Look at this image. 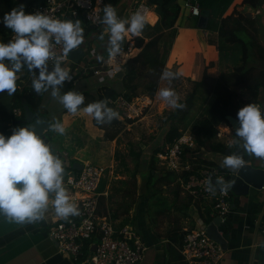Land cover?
<instances>
[{"label": "crops", "instance_id": "0c3cea01", "mask_svg": "<svg viewBox=\"0 0 264 264\" xmlns=\"http://www.w3.org/2000/svg\"><path fill=\"white\" fill-rule=\"evenodd\" d=\"M99 1L103 4V0ZM134 1L136 0H123L118 8L119 13L117 16L121 19L129 18L133 14L130 13V8ZM186 1L180 0L179 2L182 5V13L176 27V37L169 51L170 53L164 71L176 72L178 73V78L174 80L190 82L193 85V82L202 80L206 67L211 63L214 64V67L210 68L208 73L213 78H217L222 72L229 71L228 68L230 65L222 63V61L220 62L217 45L215 44L219 32L208 29L202 30L198 27V22L197 25H194L188 10L184 9ZM215 1H222L224 3L227 0ZM21 4L25 6L24 11L26 14H32L36 0H0V42L8 43L11 35H13L12 30L8 29L3 23L5 13L11 12L13 8ZM154 8L151 6L152 13L150 12L147 15L151 26H155L159 19ZM212 8L215 10L213 12L208 10L210 12L209 20L213 19L219 27L223 25L225 31L233 29L232 27L236 22L237 29L245 28L249 35L258 42V45L264 49V43H262L264 42V0H232L228 3V7L218 14H216L217 4H214ZM245 8H248L246 14L243 13ZM258 17H261L262 31L258 30L255 23ZM181 25L182 27H180ZM81 27L83 28L84 39L80 46L86 49L85 55L77 64L70 61L66 65H62L63 68L69 71L72 77L71 81L66 80L64 82L63 89L66 92L75 91L78 80L85 79L90 74V71L94 74V71L98 69L101 72L100 75L90 76L93 83L99 84L93 90L95 92H91L92 94L103 91L106 87H113L118 92H122L119 85L126 76L127 65L121 69H114V67L104 70L105 68H103L109 57L107 48L110 32L107 26L105 25V30L100 28L89 36H86L87 27L83 23H81ZM100 32L104 36L103 40L99 38L101 36L98 35ZM131 35L130 33L125 34L127 38L134 36ZM139 35L141 36V34ZM139 35H135V37ZM176 50L179 51V54L173 58ZM184 53H187L190 57L188 62L183 57ZM97 56H102L103 60L98 61ZM93 61L101 64L100 67H97L98 65L90 67L89 64ZM5 63L7 64L8 61H5ZM79 64H81L80 69L75 71ZM87 67L90 70L87 75H84ZM122 73H124L123 78L121 77ZM38 74L39 72L36 70V75ZM17 75L16 86L19 87L20 85L21 90L33 88V75L28 71L26 66ZM164 80L160 78L159 88L155 95L157 101L161 100L158 96L160 86ZM49 92L42 94L41 97L40 94L34 96V100H32L34 105H37L36 103H39L41 100L39 105L40 117L45 116L50 122V126L44 131L42 139L46 144L51 146L53 154L62 160L65 170L73 167L74 163L77 166L87 162L91 163V158L96 160L99 165L108 167L109 170L105 177L107 178V182L103 192H99V194L100 197H109L112 194L114 180L130 179V176L122 173V166V169H119L115 157L116 152L120 151L116 147L117 140L109 141L106 139V131L94 125V118L84 111L86 107L79 110L76 115H72L65 109L66 113H63L61 118L58 113L50 112L46 107L51 103L54 105V100H50L46 104L45 99ZM84 92L81 90L80 94L83 95ZM208 99L211 102L213 101V98L210 96ZM259 101L257 105L264 111V92L261 93ZM166 104L167 102H165V107H167ZM14 109H20L22 111L20 117L16 118L14 116ZM166 110L169 111V108L167 107ZM31 111L36 115L33 110ZM40 117L37 116V118ZM24 118V108L14 107L13 95H8L6 91L0 93V134H3L6 138L10 137L13 134V130L16 129L14 122ZM144 119L146 120V118ZM57 121L65 127L66 131L64 135H60L51 130V125ZM122 125L133 126L135 123ZM233 130L231 128L229 129L230 134L228 135V140L227 138L225 139L227 140L225 145L229 147H232L236 141ZM109 142L114 143L111 144V151H108L107 143ZM96 148H98V151L95 154L92 153ZM96 155L102 161L97 159ZM125 155L128 156L127 154ZM200 159H202L200 153L194 154V167L198 165ZM126 162L128 164L127 157ZM245 164L264 170V159L257 158L254 155H247ZM140 166L142 168L144 164L142 165L138 161H135L134 168L131 169L129 166L131 171L138 170V190L136 189V192H134L132 181H129V183L123 186L119 184L117 185V190L118 188L120 190L118 191L119 195L113 197L112 200H104L102 204L106 206V212L111 211L116 216L113 220L116 230H121L126 226H133L138 230L137 232L141 235L147 247L144 264H187L178 247L179 235L182 232L197 227H206L204 220L209 215L211 217L214 216V218L219 216L217 210L214 209L211 202L193 201L192 203L185 190L176 198L174 196L165 198L162 196V191H160L161 198L165 200L166 205H161L156 198L150 199L149 195H144V191L141 188L144 171H140ZM198 166L201 167L203 165ZM226 174L230 176L229 172ZM226 181L230 182V180H227V177ZM65 189L67 190L70 202L75 204L72 192L67 187ZM53 199L54 196L50 197V206L48 212L45 214V219L36 223L19 225L9 223L3 216H0V264H76L70 256L58 251L57 242L50 234L52 226L63 220L56 216L54 208L51 206ZM230 201L231 211L225 216H219L221 218L219 229L228 243V249L224 251V257L220 264H264V188L261 191L252 190L247 197L231 195ZM202 206L204 207L202 208ZM204 208L210 209L213 212L204 213ZM75 216H69L68 218Z\"/></svg>", "mask_w": 264, "mask_h": 264}, {"label": "clouds", "instance_id": "9594fccd", "mask_svg": "<svg viewBox=\"0 0 264 264\" xmlns=\"http://www.w3.org/2000/svg\"><path fill=\"white\" fill-rule=\"evenodd\" d=\"M24 5L5 13L4 25L12 30L14 38L8 43L0 42V93L13 95L16 90L17 73L26 66L32 73V87L37 94L51 90V97L61 104L69 113L76 115L84 103V96L76 91L61 94L64 82L72 77L61 66L67 54L83 43V28L76 20H59L37 13L26 14ZM101 23L110 32L107 51L110 57L122 51L125 34L139 35L146 26V17L140 11L127 19L117 16L116 9L105 5ZM104 39L103 34L99 37ZM55 44H62V54L53 51ZM54 61L49 70V61ZM102 61V56H97ZM5 61H8L6 64ZM36 70L39 74L36 75ZM171 83L178 78V73L164 71L161 76ZM159 96L175 109H183L179 96L171 88L159 91ZM84 111L92 116L98 124L111 123L119 113L107 106L106 101H96L86 106ZM238 127L234 143L249 155L264 159V114L259 106L247 104L237 113ZM51 130L60 135L65 134V127L57 121ZM245 161L239 155L225 157L221 167L238 170ZM70 169L79 171L70 167ZM65 170L62 160L51 151V146L36 133L33 127H22L13 130L10 137L0 134V216L9 223L19 225L31 224L45 219L49 210L50 197L54 196L51 206L57 217L67 219L79 215L78 207L71 203L67 190L63 186ZM66 177V176H65ZM216 183L221 191L231 187L230 182L218 178ZM213 195L216 189L209 180L206 189Z\"/></svg>", "mask_w": 264, "mask_h": 264}, {"label": "trees", "instance_id": "16d2710c", "mask_svg": "<svg viewBox=\"0 0 264 264\" xmlns=\"http://www.w3.org/2000/svg\"><path fill=\"white\" fill-rule=\"evenodd\" d=\"M95 1V0H94ZM141 0H136L132 3L131 12L135 10L136 5ZM226 1V0H225ZM232 0H227L224 4L221 2H217L215 0H200V7L203 10H213V5L217 4L218 8L216 9V14L224 11L228 7V3ZM45 0H36V4H42ZM123 0H103V4L101 7L102 17L104 15L103 9L105 5L113 6L117 15L119 13L118 8L122 4ZM180 0H147V3L155 7L154 11L157 13L159 19L155 26H151L146 23V26L141 33V36H137L135 38V46L136 52L139 54L127 63V73L122 82V92H118L116 88L106 87L103 91H98L96 94H92L89 91H85L83 93L84 103L80 106L79 110L85 108L88 104L96 102V101H106L108 98H115L120 94H124L128 100L138 96L137 94V85L135 84V80L137 78L136 68L134 67L136 64H142L149 68L147 73L148 76V86L147 90L149 91V95L151 97H155L158 88L159 81L166 67L167 58L169 55V51L172 48L174 39L176 37V27L178 21L181 17L182 13V5L179 3ZM78 20L87 27L86 36H89L95 31H98L102 25L93 26L87 23L85 20L84 14L81 13ZM225 26V24H224ZM233 29L226 30L222 27H219L217 23L212 19L209 20L208 30L219 32L217 41L215 44L217 45V50L220 56V62L227 63L230 65V70L226 72H222L217 78H213L208 73V70L214 67V64L211 63L206 67L203 78L199 82H193L192 91L186 96V98L180 103H183L185 107L183 109H174V111H169L165 124L168 125V131L165 133L162 142L153 149L154 151L151 153V157L148 159H144V184L143 191L144 195H149L151 198H156V200L161 203V205L165 204V200L161 198L160 189L158 185L173 187L174 197L180 196L183 188L180 184V179H188L191 173H183L182 175L176 174L175 172H170L159 167V159L157 158L158 154L165 148L168 144H173V142L182 135V132L188 130V126L186 123L189 121L192 111L196 106V100L200 93H205L207 96L213 98L211 105L209 106L207 115H204L203 118L197 119L195 122L191 123V129L189 132L195 137L197 142V152H214L221 153L226 156L229 155H239L243 158L244 161L247 159V153L235 143L232 147H229L222 142H218L217 135L219 132L218 126L224 124L230 128L232 125L228 120V117L231 116L237 119V113L240 108L247 104L257 105L260 101V95L264 92V49L258 45V42L248 34L245 28L237 29L236 22L234 23ZM263 30V27L261 28ZM261 30V31H262ZM101 35V32L98 34ZM127 43L124 39L122 48H126ZM181 53V52H180ZM179 54V51L176 50L174 52L173 58H175ZM135 55V54H134ZM188 62L190 57L187 53H184L183 56ZM98 65L100 67L101 64L97 63V61H93L89 64V66ZM93 72L90 71L86 77L90 78L93 76ZM156 77V80L153 81ZM78 79V78H77ZM75 79V80H77ZM74 80V81H75ZM18 83V82H17ZM19 85V84H18ZM17 86L16 92L13 94V102L14 107L25 108L28 106L31 110H33L38 117H40L39 112V103L34 105L33 101L34 96L37 94L33 88L19 90ZM41 97V94H40ZM109 108L110 106L107 105ZM78 110V111H79ZM260 110H262L260 108ZM264 114V111H262ZM93 123L95 126L100 129L105 130V137L109 141H118L119 131L124 128V126L118 123L115 120H112L111 123L98 124L95 119H93ZM132 123V122H130ZM111 131H109L110 129ZM233 129V128H232ZM184 130V131H183ZM233 135L235 136V130H233ZM235 139H239L235 136ZM142 153L140 150L136 152L134 149H131L129 152V156L135 159V161H142ZM116 160L120 161V166L123 167V174L130 176L129 180H114L112 194L109 197H100L98 201V214L100 216H110L112 221L115 219V215L109 211L106 212V206L102 204L104 200L113 199V197L119 195L117 190V185L129 183L132 181V187L134 188V192L136 189L138 190L137 185V175L138 170L131 171L126 162V155L120 151L116 152ZM198 165H211L217 166L223 173H228L227 168L221 167L220 164L210 161L209 159H200ZM194 167V170L200 168V166ZM139 166V164H138ZM107 176V175H106ZM105 176V177H106ZM103 178L99 192H103L107 178ZM227 180H230V176H227ZM190 197V196H189ZM192 202V198H189ZM130 207V206H129ZM205 219V218H204ZM203 219V220H204ZM214 220V216L210 215L204 220L205 224H210ZM128 225V224H127ZM133 227V226H132ZM137 230L135 227H133ZM138 231V230H137ZM186 232H182L179 235L178 247L181 250L183 245V239L185 237Z\"/></svg>", "mask_w": 264, "mask_h": 264}, {"label": "built area", "instance_id": "2783aa9c", "mask_svg": "<svg viewBox=\"0 0 264 264\" xmlns=\"http://www.w3.org/2000/svg\"><path fill=\"white\" fill-rule=\"evenodd\" d=\"M102 3L99 0H45L42 4H36L32 14H43L53 19L78 20L81 13L84 14L87 23L93 26H100L102 19ZM184 9H188L190 17H200L202 9L200 0H187ZM140 11L146 17V23L151 24L147 15L151 6L147 1H140L133 13ZM132 36V35H131ZM14 38L11 35L10 40ZM135 36L127 38L126 48L115 57H108L104 64L107 68L121 69L133 58L136 52ZM53 51L57 55L62 54V44H55ZM70 52L61 66L69 63ZM54 61H49V68ZM90 68L85 69L87 75ZM96 69L94 75H100ZM107 105L119 113V117L113 120L120 124L134 123L143 119L148 111H151L155 100L150 95H138L128 100L124 94L115 98H108ZM258 106V105H257ZM260 108V107H259ZM262 112V110H261ZM22 111L14 109L16 118L20 117ZM230 127L224 125L219 128L217 138L220 140L225 134H230ZM232 129V128H231ZM197 142L189 132H182L173 144H168L158 154L159 166L166 171L175 172L179 175L191 173L188 179H180L183 190L194 202H211L220 217L231 211V190L221 191L216 183L218 178L225 182L227 174L223 173L217 166L203 165L194 170V154H197ZM245 164V163H244ZM108 171L102 166L90 163L83 164L81 171L70 169L66 172L63 185L72 192L75 205L78 207L79 215L73 218L63 219L52 226L50 234L56 240L58 251L67 254L74 262L81 264H141L147 252V247L141 235L132 226H126L116 230L110 216L98 214L99 187L102 179ZM209 180L216 189L213 195L207 191ZM204 227H198L186 231L180 253L187 264H220L224 257L221 246L212 240L206 233ZM264 234V230H263Z\"/></svg>", "mask_w": 264, "mask_h": 264}, {"label": "rangeland", "instance_id": "374dc122", "mask_svg": "<svg viewBox=\"0 0 264 264\" xmlns=\"http://www.w3.org/2000/svg\"><path fill=\"white\" fill-rule=\"evenodd\" d=\"M191 18H192L193 24L197 25L199 17H196V18L191 17ZM260 19H261V17H258V19L255 20L256 26H257L259 31H261L262 30L261 28L263 27ZM180 27H182V25ZM101 29L105 30L106 29L105 25H102ZM263 41H264V39H263ZM262 43H264V42H262ZM138 54L139 53L136 52L131 60H133ZM66 64H64V65H66ZM80 66H81V64L77 65V68L75 71L80 69ZM134 67L136 68V74H137V78L135 80V82L137 84V94L138 95H149V91L147 90L148 82L150 81V79H149V81L147 79V73L149 71V68L142 65V64H136ZM103 68H104V66H103ZM228 69L230 70V68H228ZM123 74L124 73H122V76H121L122 78L124 76ZM152 80L155 81L156 77H154V79H152ZM91 82H92V80L88 77H85V79H82V80L81 79L78 80L77 89L75 91L79 92V93L81 90L89 91V92H95L93 90H95L99 84L93 83V82L91 83ZM121 84L122 83H120L119 87L122 90ZM80 85L82 86L81 88H80ZM164 88H171L172 90H174L177 93V95L179 96V101H180V100H184L186 98V96L192 91L193 85L190 82H186V81L182 82V80H179V81L174 80L173 83H169V81L164 80L160 86V90L164 89ZM50 92L46 96V99H45L46 104H48L50 100H54L51 97ZM61 93H66V90H64L63 87L61 88ZM208 97L209 96H207V94H205V93H200V95L198 96V98L196 100V106L191 113L189 121L186 123V126H188L187 131H189V129H191L190 125L192 122H195L197 119L203 118L204 115L208 116L207 112H208L209 106L212 103L211 100L208 99ZM153 98L155 100L156 105L154 106V108L151 111L147 112V114L143 117L142 120L134 122L135 125H133V126H131L132 124L127 125V126L124 125V128H122L119 131V136H118V141L116 142V147H117V150H120L122 153H125L128 155L127 156L128 166H130L131 169L134 168V166H135V159H133L129 156V151L131 149H134L136 152H139L140 150H142L143 151L142 160L144 161V159L150 158L151 153L154 151L153 149L157 146V144L159 145L162 142V139H163L165 133L168 131L169 126L165 124V119H166L167 115L169 114L168 112L174 111V109H175V108H172L171 106H169L168 104H166L167 107L169 108V111H168V110H166L167 107H165L166 101H164L160 96H158V98L161 99L160 101L159 100L157 101L155 99V97H153ZM53 102H54V105L51 103L46 108L49 109L50 112L58 113V115L61 118L63 113H66L67 110L65 111V108L61 104H59L56 100H54ZM164 108H165V110L163 111ZM144 118H146V120ZM221 126L224 127V124H221L220 126H218V129ZM226 138L228 140L227 133L225 134V137H223L221 140H220V137H218L216 140L218 142H222V143L224 141V144H225V142L227 141V140H225ZM107 144H108V151H111V144H114V143L109 142ZM95 146H97V145H95ZM97 151H98V148H96L92 153L95 154ZM71 152H73V151H71ZM200 154H201L202 159H209L210 161H214L220 165H221L223 159L225 157H227L226 155L221 154V153H214V152H207V151L200 153ZM247 155H249V154H247ZM96 158L101 160V158L97 155H96ZM91 159H92L91 160L92 162L91 163L87 162V163H90V164H93L96 166H102V167L106 168L107 171L109 170L108 167H105L103 165H99L96 160H94L93 158H91ZM143 161H141L139 163H142V165H143ZM117 162H118L119 169H122L121 166L119 165L118 160H117ZM84 164H86V163H84ZM159 167H160V169L163 168L161 166H159ZM139 169H140V171L145 170V168L144 167L141 168V166ZM164 170H166V169H164ZM138 177L140 178V176H138ZM143 184H144V179L142 180V185H141L142 189L144 188ZM158 187L160 189L159 191H162V196H164L165 198H167L169 196L170 197L174 196L173 193L170 192V191L174 190L173 187H168L166 189H164V188L167 186H164V185H158ZM144 191H145V188H144ZM192 203H193V201H192ZM164 205H166V204H164ZM200 205H202V204H200ZM203 207L204 206H202V208ZM203 212L204 213H211L213 211L210 209L204 208ZM205 225H207V224H205ZM74 263L81 264V262H74ZM141 264H144V261Z\"/></svg>", "mask_w": 264, "mask_h": 264}, {"label": "water", "instance_id": "95a60500", "mask_svg": "<svg viewBox=\"0 0 264 264\" xmlns=\"http://www.w3.org/2000/svg\"><path fill=\"white\" fill-rule=\"evenodd\" d=\"M248 8H245L243 13H247ZM251 15V14H249ZM252 16V15H251ZM210 17V12L208 10H203L201 16L199 17L198 27L202 30H206L208 26V21ZM84 47L79 46L77 49H74L70 52L69 58L70 61L77 64L85 55ZM52 70V67L49 68ZM24 119L16 120L14 122L16 129L22 127H33L36 133L42 138L43 133L50 126V122L47 117L42 116L37 118V116L30 110L28 106L24 108ZM228 120L230 121L233 129L235 130L238 127V120L229 116ZM74 169L79 171L82 170L83 165H75ZM65 170V169H64ZM227 171L230 173V183L232 195L235 196H244L247 197L250 195L252 190L261 191L264 188V170L260 168H255L252 165L244 164V166L238 170H233L227 168ZM66 176V170L64 174V178ZM221 224V218L217 216L214 220L206 225V233L208 236L217 242L223 251L228 249V243L226 238L221 234L219 227Z\"/></svg>", "mask_w": 264, "mask_h": 264}]
</instances>
